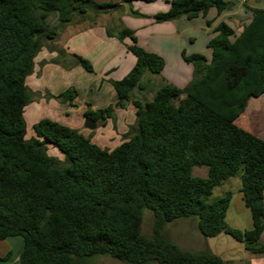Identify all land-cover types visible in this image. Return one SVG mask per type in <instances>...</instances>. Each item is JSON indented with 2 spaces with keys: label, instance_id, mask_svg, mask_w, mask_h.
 <instances>
[{
  "label": "trees",
  "instance_id": "obj_1",
  "mask_svg": "<svg viewBox=\"0 0 264 264\" xmlns=\"http://www.w3.org/2000/svg\"><path fill=\"white\" fill-rule=\"evenodd\" d=\"M134 1L156 0H0V239H24L19 264H85L95 255L128 264H239L168 239L165 227L177 219H195L203 236L224 233L246 251L264 255V140L235 123L248 101L264 93V8L252 9L239 33L222 22L208 44L210 61L203 54H183L194 66L193 80L185 88L164 82L150 100L137 98L135 91L145 89V73H162L164 58L141 47L134 30L107 29L120 41L131 39L128 48L137 62L122 80H111L118 102L96 110L88 104L85 118L97 127L115 124L116 109L134 103L136 121L124 141L113 150L102 148L78 129L47 118L34 124L36 137L26 138L25 108L31 102L26 80L44 41L55 40L59 27L76 16L96 25L101 14L123 11L124 2ZM168 2V11L154 15L157 22L233 6L227 0ZM53 13L58 25L50 24ZM130 14L143 16L132 8ZM56 51L54 63L94 72L89 59ZM77 95L70 88L46 97L75 106ZM49 145L65 158L49 154ZM195 167H207V176H194ZM241 168L251 230L226 221L232 191L212 200L213 189ZM146 208L155 216L151 236L142 232Z\"/></svg>",
  "mask_w": 264,
  "mask_h": 264
},
{
  "label": "crops",
  "instance_id": "obj_2",
  "mask_svg": "<svg viewBox=\"0 0 264 264\" xmlns=\"http://www.w3.org/2000/svg\"><path fill=\"white\" fill-rule=\"evenodd\" d=\"M93 1L98 4L123 3V0ZM227 1L232 2L233 6L221 13L216 8H211L207 14H199L195 18L182 16L164 22H157L154 15L170 9L168 0L150 3L134 1L130 9L146 14L147 17H135L130 14V9L125 8L123 11L101 14L103 21H97L96 25L91 26L81 16H76L72 22L59 27V35L55 40L44 41V46L35 58L34 72L26 80L31 97V102L25 108L27 124L32 125L49 118L78 129L84 136L91 137L92 142L100 147L113 150L124 141V135L129 127L135 124L137 107L130 102L126 108L116 109L115 124L109 120L107 125L94 131L85 127V112L88 104L96 110L118 102L119 96L111 80L118 81L126 77L136 65L137 57L128 48L132 44L131 39L120 41L109 36L107 29L116 32L122 27H128L134 30L141 47L164 58L165 67L162 73L157 76L145 73L142 78L145 89L135 91V96L144 100L145 92L149 90L154 95L164 82L185 88L194 78V66L185 61L183 54H203L210 61L212 49L208 44L218 35L217 28L222 22L239 33L242 27L251 21L252 9L264 8V0ZM232 40H235V37H232ZM58 48L89 59L94 72H88L82 65L66 68L54 63ZM70 88H75L78 92L74 101L75 106L46 98L47 93L58 95ZM34 115H37V119L30 121ZM235 123L264 140V93L248 101L244 113L235 120ZM48 147L53 148L51 155L64 159L57 148L52 145ZM240 188L236 194L233 192L227 215L230 210L234 216L244 214L245 227L242 229L251 230L253 228L251 210L246 206ZM184 225L193 230L198 229L196 220L187 219ZM194 237L191 241L200 239L198 234ZM170 240L184 249L194 251L192 243L183 245L175 239ZM260 241L264 244V232ZM23 250L24 239L20 236L0 239V264H19ZM227 261L239 264H264V255L246 251L241 257Z\"/></svg>",
  "mask_w": 264,
  "mask_h": 264
},
{
  "label": "rangeland",
  "instance_id": "obj_3",
  "mask_svg": "<svg viewBox=\"0 0 264 264\" xmlns=\"http://www.w3.org/2000/svg\"><path fill=\"white\" fill-rule=\"evenodd\" d=\"M141 14H143V13H141ZM135 17H147V15L143 14V16H135ZM49 19H50L51 25H58V18H57V15L55 13L51 14ZM90 19H92V18L87 19V21H86L87 24H89ZM96 20L97 21H103L101 16H99ZM147 74L157 76V75L152 74L150 72H147ZM144 95H145L144 100H150L153 97V92L148 90L147 92L144 93ZM36 119H37V115H34L29 120L35 121ZM47 119H49V118H47ZM37 122H35V123H37ZM85 122H86V120H85ZM34 124H32V125L30 123L27 124V135H26L27 139H31L32 137H36V134L33 130ZM96 129H94V130H96ZM94 130H91V131H94ZM52 150H53V148L49 147V154H53ZM62 158H65L64 155L62 156ZM207 172H208L207 167H195L193 169V175L196 177H206ZM242 173H243V168H241L235 176L228 179L223 185L215 187L213 189L212 200H216V199L222 197L227 191H232V192H234V194H236L237 189L240 188L241 184H242L241 183ZM186 220L187 219H178L177 221L168 223L165 227L164 235L168 239H175L176 241H178L179 243H182L183 245H188L189 243H192L194 246L193 247L190 246V247H192L194 249V251H201V250L210 249L214 253L220 255L226 261L230 260V259L239 258L243 254H245L246 251L243 247V244L236 241L231 236L222 233L216 237H205L203 235H200L202 233H200V231H198V229L194 228V230H193L192 228H188L186 225H184V222H186ZM190 220H195V219H190ZM154 221H155V216H154L153 211L148 209V208L144 209L143 223H142L143 234H145L147 236L153 235ZM226 221L229 225L230 224L234 225V226H232L234 228L241 227L239 229H242V227H245L244 226V224H245L244 214H239L237 216H234L232 210L229 211V213L226 217ZM195 234H198V236H200L199 237L200 239L198 241H191L195 238L194 237ZM85 264H128V263L123 262V261L118 260V259H115L109 255H95V256L86 258Z\"/></svg>",
  "mask_w": 264,
  "mask_h": 264
},
{
  "label": "water",
  "instance_id": "obj_4",
  "mask_svg": "<svg viewBox=\"0 0 264 264\" xmlns=\"http://www.w3.org/2000/svg\"><path fill=\"white\" fill-rule=\"evenodd\" d=\"M124 6L127 10L130 9V4L129 2H124ZM85 127L89 130H94L97 128V123L91 119H86V122H85Z\"/></svg>",
  "mask_w": 264,
  "mask_h": 264
}]
</instances>
